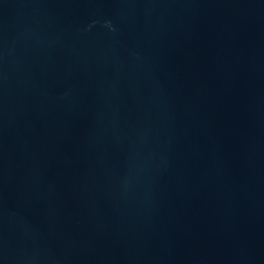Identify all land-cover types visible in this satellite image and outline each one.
<instances>
[{
  "label": "water",
  "instance_id": "water-1",
  "mask_svg": "<svg viewBox=\"0 0 264 264\" xmlns=\"http://www.w3.org/2000/svg\"><path fill=\"white\" fill-rule=\"evenodd\" d=\"M0 264H264V0H0Z\"/></svg>",
  "mask_w": 264,
  "mask_h": 264
}]
</instances>
